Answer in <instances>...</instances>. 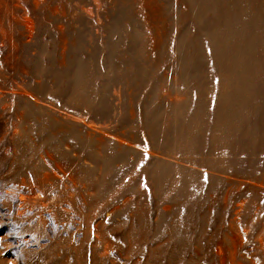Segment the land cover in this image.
<instances>
[{
	"label": "rangeland",
	"instance_id": "rangeland-1",
	"mask_svg": "<svg viewBox=\"0 0 264 264\" xmlns=\"http://www.w3.org/2000/svg\"><path fill=\"white\" fill-rule=\"evenodd\" d=\"M0 264H264V0H0Z\"/></svg>",
	"mask_w": 264,
	"mask_h": 264
}]
</instances>
